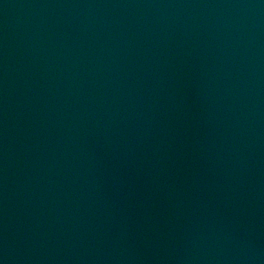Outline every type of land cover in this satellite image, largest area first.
Masks as SVG:
<instances>
[{
    "label": "water",
    "instance_id": "water-1",
    "mask_svg": "<svg viewBox=\"0 0 264 264\" xmlns=\"http://www.w3.org/2000/svg\"><path fill=\"white\" fill-rule=\"evenodd\" d=\"M0 264H264V0H0Z\"/></svg>",
    "mask_w": 264,
    "mask_h": 264
}]
</instances>
